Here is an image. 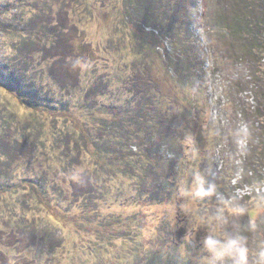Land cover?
Masks as SVG:
<instances>
[{
    "label": "rangeland",
    "instance_id": "1",
    "mask_svg": "<svg viewBox=\"0 0 264 264\" xmlns=\"http://www.w3.org/2000/svg\"><path fill=\"white\" fill-rule=\"evenodd\" d=\"M238 1L0 0V264H214L209 235L238 241L224 264H256L264 184L247 198L251 187L227 184L240 141L223 140L211 164L206 152L193 159L183 143L157 138L171 134L173 106L184 110L191 86L207 99L203 127L235 113L221 85L247 71L215 29L240 12L264 18V0ZM254 95L250 85L236 99L254 106ZM63 110L88 125L91 144L108 142L99 121L143 112L155 157L133 178L103 173L86 147L65 149L77 133L57 117ZM229 118L231 137L249 123ZM258 131L250 141L264 142Z\"/></svg>",
    "mask_w": 264,
    "mask_h": 264
},
{
    "label": "trees",
    "instance_id": "2",
    "mask_svg": "<svg viewBox=\"0 0 264 264\" xmlns=\"http://www.w3.org/2000/svg\"><path fill=\"white\" fill-rule=\"evenodd\" d=\"M132 1L133 0H130V2ZM237 4L247 7L249 0H243V2L239 0ZM249 6L250 4L248 7ZM215 30L219 38L229 39L227 42L233 40L236 53L238 52V59L236 61L243 64V71H247V73L237 77H233L232 74L227 75L221 85L222 91L227 99V102H223V105L227 103V106L230 105L235 113L227 114L225 109L223 111L221 110L222 112L219 111V115H215L214 120L212 119L207 124L204 123L205 125L203 127V122H201L203 109L200 110L203 106L199 104L200 100H203L204 104L208 105L207 99H199L198 88L191 86L190 91L184 99V110L178 112V107L172 105L175 111H172L169 121L167 122L171 125V134L169 136H163L159 133L157 138L160 139L163 137L164 142L171 141L172 139L175 144L179 142L183 143L188 149H191L190 157L193 159L202 153V151L206 152L209 158L208 161L211 162V164L214 161L212 158H215L217 152L221 155L223 154V140L232 139L235 145L240 141L241 149L238 150V153L243 152L241 156L242 160L239 159L238 171H236L234 176L228 177L227 184H229L232 179H235L238 184L236 188H242L243 186L251 187L248 195L242 196L243 198H247L252 195L261 194L258 192V189L264 184V175L260 172V167L264 163L263 137L259 136L257 133L255 138L257 142L255 143L254 140L250 141L251 135L255 131L257 132L259 130L261 133L264 132V63H262V60H264V18L262 16L253 18L252 15L246 12H240L230 17L229 21L226 20V22L219 24ZM12 84L15 89L18 88L16 83ZM250 85L253 86V93L255 94L253 98L255 102L254 106H245L241 103L239 96L237 99L236 96L237 93L241 95L243 92L249 91ZM18 89L20 90V87ZM231 90H235L236 94H231ZM23 99L28 108L34 109V105L29 99ZM42 110L48 111L47 108H43ZM169 112H171V110ZM165 113H167V111H165ZM231 115H239L240 118L249 122L244 129H237L239 133L237 135L239 136L235 135L231 137V135L228 136L226 134L229 121H232V119L229 118ZM57 117L66 120V122L76 130L74 132L77 133L76 136L73 135L72 145H64L65 149L70 150V148L74 146L75 150L79 151V146H81V149L86 147V153L93 155L97 168L103 173L109 172L112 175L119 173L133 178L141 168L144 170L146 165H150V162H146V160L155 157H149L151 154L146 151V145L150 140L147 134L149 132L150 136L154 134H152L153 127H149V132L148 129L145 128L148 121L144 117L143 112L141 114L139 111L131 110L126 112L124 117L115 114L109 121H99L97 123L98 130L102 135L108 138L109 143L93 141V144L90 143V139L86 133L88 125L85 126L74 112L68 113V111L63 110ZM76 127H78V129ZM210 131L214 132L207 136ZM158 132L160 131L157 130V133ZM58 141H62L63 144L67 142L64 138ZM80 142H82L81 145ZM243 144L244 146H242ZM133 146L136 149L135 152L131 151ZM88 147L91 148V152L87 151ZM125 147L129 149V154H124ZM233 151L235 153L234 149L230 153ZM220 170L217 171L214 169L215 176L209 174V178L212 180L213 185L217 184L219 177H221L222 173ZM239 178L240 182L238 181ZM208 186H210V183L207 187ZM233 189L234 186L232 187V191ZM254 190H257L258 193L254 194ZM253 233L254 232H251V235L255 236V233ZM260 235L264 241V230ZM252 260H254L256 264H264V250L257 251L255 257H252Z\"/></svg>",
    "mask_w": 264,
    "mask_h": 264
},
{
    "label": "clouds",
    "instance_id": "3",
    "mask_svg": "<svg viewBox=\"0 0 264 264\" xmlns=\"http://www.w3.org/2000/svg\"><path fill=\"white\" fill-rule=\"evenodd\" d=\"M205 250L211 254L214 264H224L225 254L238 243L236 239L217 240L209 235L204 240Z\"/></svg>",
    "mask_w": 264,
    "mask_h": 264
}]
</instances>
